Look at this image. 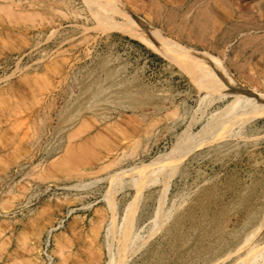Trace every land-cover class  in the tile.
<instances>
[{"label": "rangeland", "instance_id": "obj_1", "mask_svg": "<svg viewBox=\"0 0 264 264\" xmlns=\"http://www.w3.org/2000/svg\"><path fill=\"white\" fill-rule=\"evenodd\" d=\"M128 17L170 40L172 56L210 55L264 103V0H0V264H104L108 173L139 163L153 172L178 136L232 103L230 114L246 107L200 66L118 31ZM240 120L215 137L241 127L246 140L173 177L197 192L142 264L208 262L259 223L264 107ZM122 187L110 195L118 213L134 193ZM156 194L138 201L135 225Z\"/></svg>", "mask_w": 264, "mask_h": 264}, {"label": "bare ground", "instance_id": "obj_2", "mask_svg": "<svg viewBox=\"0 0 264 264\" xmlns=\"http://www.w3.org/2000/svg\"><path fill=\"white\" fill-rule=\"evenodd\" d=\"M115 28L124 34L137 39L155 52L166 56H172V53L169 52L167 48L175 45L154 29L147 27L143 22L128 17L127 24L118 25L115 26ZM175 49L179 48L176 47ZM172 57H174V62L179 66H183L184 63H192L205 69L211 74L210 79L215 88H221L226 90V93L237 96V101H243L246 107L240 108L236 115L230 114V108L237 102L232 103L225 107L221 112L213 113L207 121L201 124L199 130L189 140H185L182 136H178L176 142L180 147L178 149H172L170 158L168 155H164L159 166L154 169L153 172L148 170V165L139 163L134 164L131 167H125V169L118 170L112 174L108 173L104 178L109 184L104 195V200L107 202L106 205L109 213L107 221L105 222L103 219L105 222L103 229V245L105 253L104 264H142L144 256L142 250L147 246L148 242L151 240L156 242L155 240L163 238L162 234H164V236L168 234L174 218L188 204L191 196L197 192V187H190L187 191L178 189V184L172 183V179L176 173L180 172L179 174L184 176V173L188 171L189 168L192 167L193 169L194 166L208 159L211 152H215V150L229 149L240 141L246 140L245 136L241 133V127L235 131H230L227 134L228 136H231L230 139L215 137V134L222 128H228L230 130L232 127L241 123L240 117L242 115L253 113L255 110L264 107L261 98L255 96L253 93L244 95L243 92L239 91L236 83L230 77L226 76V70L223 69L218 61L210 55L201 52L189 53L179 49L178 53ZM214 64L220 67V71L212 68ZM229 74L230 73H228V75ZM193 118L194 117H192V119ZM123 138L126 139V137ZM202 143L204 144L200 150L190 152L192 147ZM66 154H68V152L65 153V155ZM115 185L119 186L121 189L123 188V185H126L134 190L133 196L130 197L129 200H126L124 205H122L121 213H118L116 209L117 206L115 207L111 201L110 195L112 192L114 194V188H116ZM171 188H173L172 194L169 199H166L167 192L170 191ZM154 192L157 194L152 199L151 206L149 204L150 212L146 221L135 225L134 215L136 213V205L140 203L138 201L141 198L145 200L150 198ZM262 213L259 223L246 228L243 231L241 239L236 241L230 249L202 264H264V232H261L264 223V212ZM208 244L210 243L208 242Z\"/></svg>", "mask_w": 264, "mask_h": 264}]
</instances>
